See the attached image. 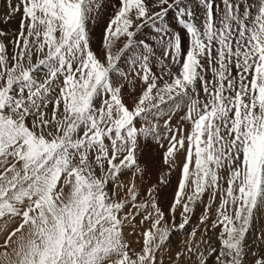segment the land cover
<instances>
[{
    "label": "snow or ice",
    "instance_id": "obj_1",
    "mask_svg": "<svg viewBox=\"0 0 264 264\" xmlns=\"http://www.w3.org/2000/svg\"><path fill=\"white\" fill-rule=\"evenodd\" d=\"M5 3L20 24L0 40V264H164L205 196L199 239L170 264H264V229L256 249L247 239L264 211V0H117L100 55L88 27L100 0ZM129 60L142 84L131 108ZM147 137L179 169L168 217L136 182ZM145 222L136 250L125 230Z\"/></svg>",
    "mask_w": 264,
    "mask_h": 264
},
{
    "label": "rangeland",
    "instance_id": "obj_2",
    "mask_svg": "<svg viewBox=\"0 0 264 264\" xmlns=\"http://www.w3.org/2000/svg\"><path fill=\"white\" fill-rule=\"evenodd\" d=\"M150 3L151 0H148ZM102 7L99 12L95 14V19L89 22V35L91 41V48L97 54L100 55L102 52V44L104 40L105 29L109 24L110 19L114 14L113 4L117 3V0H100ZM196 0H192L194 5ZM20 24V16L17 14L12 16L10 19L6 17V3L5 0H0V32L6 33L4 36H0V40L5 41L6 43L13 38V35L18 32ZM152 35H149V33ZM148 37L149 41H154L155 32L151 29H144L143 34L140 38ZM118 47H122V40L118 42ZM9 52H11L12 46L8 45ZM162 49L160 47L155 48V55L157 57L162 55ZM152 64L153 71L157 74H160L161 68L160 65L155 59L150 61ZM127 71L129 73L128 79L124 80L123 95L125 103L131 108L133 105V100L136 96L141 93L142 84L138 78H135L134 73H132L131 62L128 63L121 61V72ZM172 71H177L176 67H172ZM183 115V112H177L172 118V124L175 125L180 116ZM166 117H162L160 120V131L164 133L163 129V120ZM145 124L141 121L138 123V126ZM163 144V147H161ZM167 147V141L152 139L151 137L141 138V148L139 151V163L144 168L143 177L137 178V185L141 194H144L147 189L155 187L154 198L158 206L165 212L166 217H168L169 209L173 203L175 193L177 191L178 180H179V169L173 170L169 173L167 165L163 162V155ZM179 160L182 157H178ZM130 177V174L125 175L123 179L127 181ZM165 177L167 183H161V178ZM209 203L208 196L204 197L202 203H198L195 207L194 212L190 215V222L186 225L184 230L176 229L172 231L170 240L167 242L168 247L162 254V259L164 264H170L169 256L173 258L175 254L185 247L186 242L189 239V233L193 230L197 232V239H199L201 232L204 228V225L200 223L201 217L205 214V206ZM216 203L212 204V210L209 213L214 216V210L216 208ZM170 218V217H169ZM140 217H137L136 223H138ZM180 222V210L176 212V223ZM2 223V222H0ZM12 226V225H10ZM148 227V223L145 222L143 226L137 227L135 232L132 229L128 228L125 230L126 239L130 242L131 246L139 250L142 244V237L140 233ZM261 229H264V211L257 217L254 227L250 231L247 239L249 246L253 249H256L260 245V235ZM218 231V230H217ZM213 236V241L215 242V235L209 233ZM139 241V243H138ZM0 243H2V237H0Z\"/></svg>",
    "mask_w": 264,
    "mask_h": 264
},
{
    "label": "bare ground",
    "instance_id": "obj_3",
    "mask_svg": "<svg viewBox=\"0 0 264 264\" xmlns=\"http://www.w3.org/2000/svg\"><path fill=\"white\" fill-rule=\"evenodd\" d=\"M180 161V160H179ZM261 214V213H260Z\"/></svg>",
    "mask_w": 264,
    "mask_h": 264
}]
</instances>
